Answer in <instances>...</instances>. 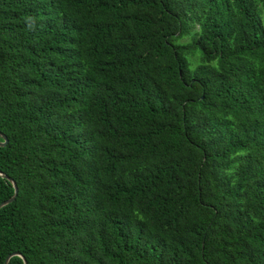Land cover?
<instances>
[{
  "label": "trees",
  "instance_id": "16d2710c",
  "mask_svg": "<svg viewBox=\"0 0 264 264\" xmlns=\"http://www.w3.org/2000/svg\"><path fill=\"white\" fill-rule=\"evenodd\" d=\"M0 132V264H264V0H0Z\"/></svg>",
  "mask_w": 264,
  "mask_h": 264
},
{
  "label": "water",
  "instance_id": "95a60500",
  "mask_svg": "<svg viewBox=\"0 0 264 264\" xmlns=\"http://www.w3.org/2000/svg\"><path fill=\"white\" fill-rule=\"evenodd\" d=\"M0 138H1V141H0V146H4L6 141H7V138L6 136L0 132ZM0 177L2 178H5L6 180H8L10 183H11V186H12V189H13V192L11 194L10 197H8L7 199L3 200L0 202V207L6 205L7 203L13 201V199L15 198L16 194H17V186L15 184V182L12 180V178L8 177L7 175H5L4 173L0 172ZM11 256H18V257H21L22 259V263L23 264H26L24 258L20 255V253L18 252H10L8 253L4 260H3V263L2 264H7V261L8 259L11 257Z\"/></svg>",
  "mask_w": 264,
  "mask_h": 264
}]
</instances>
